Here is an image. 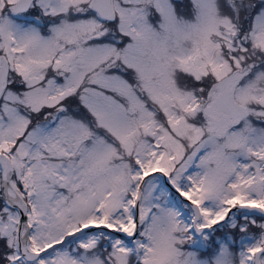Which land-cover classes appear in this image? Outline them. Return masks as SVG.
Listing matches in <instances>:
<instances>
[{
  "label": "snow or ice",
  "instance_id": "1",
  "mask_svg": "<svg viewBox=\"0 0 264 264\" xmlns=\"http://www.w3.org/2000/svg\"><path fill=\"white\" fill-rule=\"evenodd\" d=\"M0 264H264V0H0Z\"/></svg>",
  "mask_w": 264,
  "mask_h": 264
}]
</instances>
